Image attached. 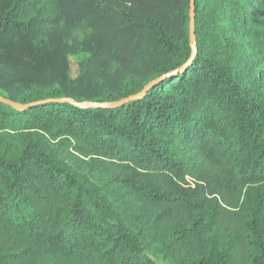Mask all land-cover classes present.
Masks as SVG:
<instances>
[{"label": "trees", "instance_id": "1", "mask_svg": "<svg viewBox=\"0 0 264 264\" xmlns=\"http://www.w3.org/2000/svg\"><path fill=\"white\" fill-rule=\"evenodd\" d=\"M189 4L0 0V264H264V0Z\"/></svg>", "mask_w": 264, "mask_h": 264}, {"label": "water", "instance_id": "2", "mask_svg": "<svg viewBox=\"0 0 264 264\" xmlns=\"http://www.w3.org/2000/svg\"><path fill=\"white\" fill-rule=\"evenodd\" d=\"M193 21H194V0H190V4H189V44H190V47L192 49V55L190 57V60L193 58V56L196 53V39H195V34H194ZM184 68H185V66L181 67L179 71L184 70ZM167 76H169V75H163L161 78L148 83L139 93H137L135 95H131L127 98H123L119 101H115V102H111V103H99V102H91V101H85V102L78 103V102H75L73 99H70V98L58 99L57 101L68 102V103H71V104H73L77 107H80V108H114V107L120 106V105H122L128 101H131L133 99H138V98L142 97L159 80H161L162 78H165ZM0 102L7 104L16 110H19V111L24 110L27 107H30L32 105H39L42 103V102H37V103H32V104H20V103L8 100V99L2 97L1 95H0Z\"/></svg>", "mask_w": 264, "mask_h": 264}, {"label": "rangeland", "instance_id": "3", "mask_svg": "<svg viewBox=\"0 0 264 264\" xmlns=\"http://www.w3.org/2000/svg\"><path fill=\"white\" fill-rule=\"evenodd\" d=\"M69 74L72 78L78 75V67L76 64V59L74 57H70V69Z\"/></svg>", "mask_w": 264, "mask_h": 264}]
</instances>
